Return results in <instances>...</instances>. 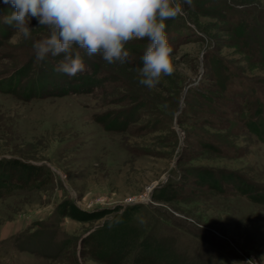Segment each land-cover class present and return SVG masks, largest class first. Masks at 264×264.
Instances as JSON below:
<instances>
[{
  "label": "rangeland",
  "instance_id": "1",
  "mask_svg": "<svg viewBox=\"0 0 264 264\" xmlns=\"http://www.w3.org/2000/svg\"><path fill=\"white\" fill-rule=\"evenodd\" d=\"M180 2L184 15L165 29L172 75L153 89L139 83L150 41L137 38L124 65L79 50L94 81L76 91L77 75L55 71L63 54L36 59L33 44L50 30L32 18L25 39L3 22L15 9L0 0V264H100L82 256L85 236L133 205L143 235L195 264H264V128L246 124L264 105V0ZM204 170L221 190L197 182L210 179ZM162 185L177 196L156 199ZM64 200L111 212L90 222L57 215Z\"/></svg>",
  "mask_w": 264,
  "mask_h": 264
},
{
  "label": "clouds",
  "instance_id": "2",
  "mask_svg": "<svg viewBox=\"0 0 264 264\" xmlns=\"http://www.w3.org/2000/svg\"><path fill=\"white\" fill-rule=\"evenodd\" d=\"M15 10L3 18L25 39L36 18L50 35L33 44L36 59L63 54L55 71L75 76L85 70L81 52L101 54L107 64L124 65L130 57L126 44L140 38L150 43L137 69L139 83L155 88L162 76L174 72L173 49L165 33L166 21L184 15L180 0H3ZM193 6V0H183ZM247 264H255L248 260Z\"/></svg>",
  "mask_w": 264,
  "mask_h": 264
},
{
  "label": "trees",
  "instance_id": "3",
  "mask_svg": "<svg viewBox=\"0 0 264 264\" xmlns=\"http://www.w3.org/2000/svg\"><path fill=\"white\" fill-rule=\"evenodd\" d=\"M84 51V50H83ZM84 57H82L83 59ZM85 68L88 67V60L83 59ZM87 70L79 72L76 80L79 82L77 86L72 87L76 91H83L85 84L88 86L93 85L91 83L94 81L92 73L85 75ZM26 70L23 72H18L14 75L13 79L6 83V88L9 91L13 92V87L15 83L21 79V76L25 74ZM91 75V76H90ZM87 78V79H86ZM86 79V80H85ZM63 88L65 92L68 89ZM32 87L28 86V97L35 96L31 91ZM38 92V90H37ZM39 93V92H38ZM36 94V93H35ZM260 102V101H259ZM263 103L256 105L257 111H255V119L247 121V126L249 129H252L256 134H260L261 129L264 128V115L263 108H261ZM263 116V118H262ZM258 119V121H256ZM256 121V122H255ZM113 124V123H112ZM6 161L0 160V163ZM9 163V161H7ZM12 162L14 165H18L21 169H27L32 171H38L40 165L24 163L19 160L13 159ZM11 169V168H10ZM47 173V172H46ZM202 173H206V177L213 175L212 171L204 170ZM201 176H204V174ZM29 172L25 173L27 179ZM5 175V174H4ZM0 176L4 177L2 173ZM224 177V176H223ZM1 178V177H0ZM209 180L197 181L200 184H205L208 187L214 186V188L221 190L218 179L215 178V181H212L213 178ZM225 179H228L224 177ZM199 179V177H198ZM201 180V179H200ZM12 181V186L13 182ZM4 184V183H3ZM236 184V183H234ZM3 186V185H2ZM236 189L241 192L246 197H249L254 201H263L260 198L261 192L252 193L250 187L246 185H235ZM177 196V186L167 185L161 186L158 189V194L154 197L158 200L169 201ZM136 206H128L123 208H115L112 212L114 214L109 218L103 219L98 226H95L88 234L85 236L86 243H83L84 248H82V256L89 257L90 259L100 263V264H195L192 260L185 257L182 253L178 252L169 241L164 240L160 237L154 236L150 233L145 235L142 234V231L133 224L132 218ZM109 212L108 209H102L96 212H89L78 208L75 204L71 203L68 200H64L59 203L56 208L57 215L68 216L70 218L90 222L95 220H100L105 217ZM75 256V255H74ZM74 264H78L77 260L74 257Z\"/></svg>",
  "mask_w": 264,
  "mask_h": 264
}]
</instances>
